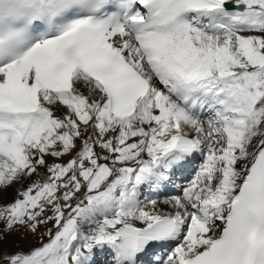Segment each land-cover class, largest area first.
I'll return each mask as SVG.
<instances>
[{
	"label": "snow or ice",
	"instance_id": "6c2138e0",
	"mask_svg": "<svg viewBox=\"0 0 264 264\" xmlns=\"http://www.w3.org/2000/svg\"><path fill=\"white\" fill-rule=\"evenodd\" d=\"M0 264H264V0H0Z\"/></svg>",
	"mask_w": 264,
	"mask_h": 264
}]
</instances>
